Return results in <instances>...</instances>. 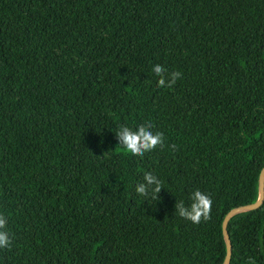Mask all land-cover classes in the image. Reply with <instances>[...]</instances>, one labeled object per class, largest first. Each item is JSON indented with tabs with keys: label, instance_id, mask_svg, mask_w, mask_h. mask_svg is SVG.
<instances>
[{
	"label": "trees",
	"instance_id": "16d2710c",
	"mask_svg": "<svg viewBox=\"0 0 264 264\" xmlns=\"http://www.w3.org/2000/svg\"><path fill=\"white\" fill-rule=\"evenodd\" d=\"M148 122L162 149H116ZM263 166L264 0H0V264H221ZM197 189L198 225L175 211ZM226 231L227 264H264V196Z\"/></svg>",
	"mask_w": 264,
	"mask_h": 264
},
{
	"label": "clouds",
	"instance_id": "9594fccd",
	"mask_svg": "<svg viewBox=\"0 0 264 264\" xmlns=\"http://www.w3.org/2000/svg\"><path fill=\"white\" fill-rule=\"evenodd\" d=\"M152 72L159 78L158 87L172 88L176 82L182 78V73L174 71L169 73L165 67L156 64L152 68ZM152 123H143L135 127L121 125L115 130V136L118 141L116 149H123L132 157L143 158L146 153L162 149L165 146V137L162 132H153ZM173 151L176 145L169 146ZM110 152V151H109ZM109 152H105L103 156ZM100 158V157H97ZM164 189L163 181L151 172H145L143 181L138 182L135 186V193L144 198L158 201L159 193ZM190 206L186 207L184 201L176 202L175 211L178 215L193 224H200L202 221L207 222L211 219L212 199L210 195L200 190H195L191 197ZM9 219L4 214H0V249H10L12 240L8 228ZM247 264H256L254 258L250 257Z\"/></svg>",
	"mask_w": 264,
	"mask_h": 264
},
{
	"label": "water",
	"instance_id": "95a60500",
	"mask_svg": "<svg viewBox=\"0 0 264 264\" xmlns=\"http://www.w3.org/2000/svg\"><path fill=\"white\" fill-rule=\"evenodd\" d=\"M264 196V166L261 168L259 175H258V195L257 199L254 203L250 205H245L241 207L234 208L230 210L223 218L221 223V233L223 236L224 244H225V254L222 260L221 264H227L230 256V242L229 237L226 231V221L229 217L232 215L239 213V212H245L250 211L253 209H256L262 202Z\"/></svg>",
	"mask_w": 264,
	"mask_h": 264
}]
</instances>
